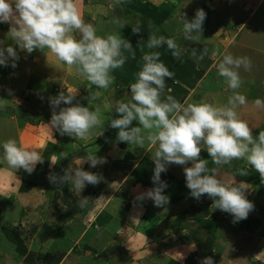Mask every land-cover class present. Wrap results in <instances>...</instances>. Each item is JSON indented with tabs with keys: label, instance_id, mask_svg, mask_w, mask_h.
I'll return each instance as SVG.
<instances>
[{
	"label": "crops",
	"instance_id": "0c3cea01",
	"mask_svg": "<svg viewBox=\"0 0 264 264\" xmlns=\"http://www.w3.org/2000/svg\"><path fill=\"white\" fill-rule=\"evenodd\" d=\"M87 1L91 2V6H93L95 10L94 13H91L90 17H87V19H91L92 16V25L95 23L96 26H99L93 20L95 16H97L98 20L101 14L103 15L105 12H108L110 17L111 22H108L106 34H104V32L98 35L101 37H106V35L111 34V31L117 29L115 25L119 19L116 17L118 15L116 13L120 12L124 15L128 12L127 3L124 4V0H121L120 3H117L115 0ZM104 1L109 5L111 2L115 3L111 4V7L106 8L103 6ZM135 2L140 3L139 0H135ZM154 2L157 4L161 3L160 5L162 6L170 5L172 8H175V15H168L167 19V17L164 16L165 11L163 8L162 11H160L162 16L157 19V22L155 21V24L153 23L151 28H143L144 38L148 37L149 30H154L155 28L158 37L164 36L166 38H173L180 48L183 49L180 59L173 57L166 44L156 50V52L161 54L160 60L174 73L172 79L166 78V85L168 88H171L172 91L168 93L166 89L162 99H165L167 95H172L182 104L186 101L189 104L207 102L215 106H224L227 104L228 99L234 95V92L228 88L224 78L218 74L217 67L215 66L219 64L225 54H231L235 57H248L252 62V68L250 71H245L243 68L239 70L242 84L241 87L236 90L246 97L247 103L244 106H240L237 111L239 116L246 120L253 129L254 138H258L259 132L264 131V109L255 108L254 101L258 98L264 100V77H262L263 80H256L255 77L258 76L253 75L252 69L258 71V65L264 64V48L260 47L255 39H260V35L258 34L259 30L262 29L264 31V0H154ZM116 3L117 5H115ZM123 5L125 8L122 10L121 6ZM198 9H203L207 14L206 20L202 26V32L194 33V35H199L198 40H186L184 38L181 18L186 15L187 19L191 21L195 17ZM176 15L178 16L177 19L181 21L182 28L181 24L179 25L176 21ZM229 17L233 18L228 20L227 18ZM159 19L162 21L161 24ZM169 20H171V22H169ZM114 21L115 23H113ZM170 23L171 28L175 26L172 31L169 27V29L167 28V25ZM0 25H2V23H0ZM9 27H11L10 24ZM1 28L2 27H0V48L6 49L12 46L16 49L19 56V59L15 61L17 65L15 68L11 66L13 63L11 59L8 61V66L0 65V100H4V106L6 101L15 103V106L19 104V108H23L26 105L31 106L36 98L40 97L43 99V97L40 96L41 94L51 91V89H49L50 86L56 87L58 85H63L67 89L75 82L77 83L82 79H86L80 76L75 68L69 67L60 61L59 58L48 49H45L44 52L37 49L29 54L15 45L13 40L9 39L11 41L7 42L9 41L7 40L9 35ZM121 30L115 34L125 37L126 34H122ZM171 32H173V34ZM262 34L261 37L264 38V32H262ZM74 36L79 39L80 33L75 32ZM131 39L137 44L140 43L139 40L136 41L134 38ZM193 48L198 50L197 57H193L192 55L191 50ZM204 48L208 49V53L201 61L198 59V56L199 52H202ZM213 52H217V55L213 56ZM124 54L128 57L126 61L130 63V56L127 55L126 52H124ZM5 55H7V53H5ZM33 57H35L32 61L34 65H31L30 60ZM38 59H44L47 62L43 67H36ZM141 70L142 68H139V71ZM114 73L115 72H113L112 76H114L115 81L118 82V76ZM137 74H135L136 78ZM70 79H73L74 83L72 81L70 82ZM37 81L44 82L43 86L45 85L46 88L43 90H37L35 87L32 88V85H34L33 83H37ZM46 85H48V87ZM7 99H10V101ZM47 112L49 113V111ZM46 115L47 114L44 116ZM16 117V114L15 117L9 118L7 115L3 117L1 114L0 122L9 120L15 124L18 130V135L16 136L17 141H19L20 145L24 146V137L21 129L22 125L20 120ZM137 126H140L138 121L136 123V127ZM145 143L146 145H144V148L149 149V143L147 141ZM31 144L26 148L43 150V147H31ZM156 147L157 146H153V149ZM82 150L83 149H77L75 153L78 155L80 153L82 154ZM152 152L153 150L149 149V153H147L146 156L154 161L151 155ZM130 155V161L132 160L134 165L138 166L141 159H138L137 153L130 151ZM200 158L203 159L204 157L201 156ZM208 162L212 164L211 167H216L210 159ZM243 162L244 160L241 159L235 160L234 163L223 165L219 169V175L221 177L224 175L223 178L228 181L227 175L230 174L232 170H237L238 173V170L241 169L240 165H243ZM173 167L174 165H169L167 170L176 178L185 180V172L181 173L179 171H174L172 170ZM247 167L252 171L254 170L249 166H246V168ZM179 173L182 174V177H178ZM0 178L4 179L5 177L0 174ZM239 183H245L248 187L247 191L252 190V193L247 194V198L251 197L253 199L255 197L253 191L256 190V187L254 188V185L251 183L239 182L238 180L235 181V185ZM131 185H134V188L137 187L140 195L152 189L143 185L141 187V184L133 182ZM107 188L108 187H106V189ZM33 192H35V190L28 193H18L17 195L22 196L21 201L15 202L14 198L13 205L8 204L7 207L11 205L14 210L16 207L26 212V208L24 209L22 205V202L26 201L31 208L32 206L40 205V207L43 206V209L49 210L47 199H35V197H30V194H33ZM14 193L15 189L11 192L9 198L11 196L14 197ZM3 200L4 198L0 197V201ZM38 201L41 203H37ZM53 201L52 203L55 205V200ZM184 201L186 202L183 203ZM213 203L214 200L205 194L199 200L189 195L177 204L170 201L162 207H156L154 202L147 198L142 201L130 198V200L122 204H115L110 208V213H108L110 215L107 216L108 221L110 222L116 217L112 216L113 213L116 212L120 217L119 220L121 221L122 227L118 229L117 233L112 235L108 234L109 239H113V242L108 245L109 248L107 250H103V247H98L100 245L102 246L99 234L102 235L103 229L107 226L102 223V229L99 230L101 232H93L92 229L97 219L104 218L102 213L105 212V209L101 210L96 207L95 210H99V213H96L93 217L94 219L92 218L94 214L90 215L91 217L87 219L86 211L75 214L76 217L74 220H76V226H73L74 221L72 218L62 220L61 213L54 214L51 212L49 213L50 215H47L48 218L46 216L44 219L43 217H37V221L35 217L29 213L28 218L31 221L34 219L33 230L36 233H41V236L44 234L46 236L47 226L49 225H59V228L54 226L56 231L51 234V238L53 236L56 237L57 233H59V235L57 234L59 238H66V235L73 232L72 230L76 228L77 232H75L76 234L73 236L76 237V239L73 240L72 236L68 235L67 237H69V240L63 245L62 250L55 251V253H62L61 261L58 264H169L171 261L178 264H201L206 257H212L214 264H258V262H260L259 264H264L259 261L258 258L248 259L247 263V257L245 255L248 254V251L245 249L249 246V248H259L258 250L261 248V251H263L261 256L264 257V235L261 234L262 237L256 235V231L259 230L257 228L259 222H262L260 228L264 230V214H259V211H253L252 214L251 211L246 220L233 223V216L229 213L212 208ZM91 204L94 205V203ZM181 205L185 208L184 211L182 210V212L176 213L177 208ZM187 205L194 214L190 216L185 215ZM57 206L60 205L57 203ZM118 207H121L122 212L119 211L120 208ZM142 210L144 213L145 210L147 211L144 219L138 215L140 211L143 213ZM133 212H136V215H131ZM200 213L204 214V220L196 218V215ZM101 214L103 217H99ZM215 215L218 218L217 222L214 221ZM13 217L14 219L12 221H8L10 218H8L7 215H4V217L2 215L1 220L6 219L5 226L22 241V246H24L23 249L26 253H24L25 256H22L24 260L20 261V264H28V258L32 256L35 258L32 252L35 250V246L24 243V237L27 236L25 230L15 229V215ZM127 217H129L128 220ZM134 220L136 221L134 222ZM86 221H92L89 226L91 228H86ZM9 223H13V227L9 226ZM127 223L129 224L126 225ZM0 231L2 245L4 243V245L11 246V249L5 250L0 245V264H19L15 262L16 254L19 252L17 245L15 242L8 239L6 233L2 230ZM251 235L253 238L250 237ZM5 239H7L8 242ZM134 239L136 240V244L127 245L128 241L131 242ZM251 240L256 246L250 243ZM84 241H86V243H84ZM148 243H151L154 247ZM73 251L72 257L70 256L67 258L69 253ZM6 252L8 253L6 254ZM4 255L6 256L4 257ZM259 258L263 259L262 257ZM37 262L38 264H42L39 260H37Z\"/></svg>",
	"mask_w": 264,
	"mask_h": 264
},
{
	"label": "clouds",
	"instance_id": "9594fccd",
	"mask_svg": "<svg viewBox=\"0 0 264 264\" xmlns=\"http://www.w3.org/2000/svg\"><path fill=\"white\" fill-rule=\"evenodd\" d=\"M80 2L81 0H0V23L11 25L9 34L22 51L31 54L37 49L42 52L48 49L67 66L75 68L80 76L97 89L106 90L115 82L112 71L122 68L128 59L124 52H130L133 59L135 52L132 44L119 34L98 36L96 28L83 19ZM116 2L120 3L121 0ZM206 15L203 9H198L191 21L186 15L181 18L186 40L199 39V35L194 33L202 32ZM75 32L80 33L79 39L74 36ZM133 32L140 33L141 26L134 27ZM165 44L173 57L180 59L183 49L173 38L158 37L150 32L146 47L154 49ZM191 52L193 57H197V49L193 48ZM207 53L208 49L204 48L199 52L198 59L202 61ZM160 55L159 52L143 55L142 70L138 72L136 82L130 85L131 100L127 103L119 102L116 106L115 111L120 118H109L110 126L119 129L118 141L135 144L140 148L144 147L146 141L157 146L153 154L155 168L152 177L156 187L136 199H151L156 207L168 204L170 198L163 194L167 184L161 181V173L166 172L169 165H187L191 162V167L184 168L186 187L191 196L199 200L206 194L214 200L212 208L231 214L233 223L246 220L254 210V204L246 197L247 185L239 183L238 186H233L219 175V169L233 160L243 159L260 174L264 182V131L259 132L258 138H254L253 129L237 111L247 103L246 97L236 91L242 84L239 70H251L250 58L223 55L215 67L234 95L226 105L215 106L207 102L189 104L185 101L182 104L172 95L162 99L166 89L168 93L172 91L166 85V78L172 79L174 73L160 60ZM215 55L217 52H213V56ZM9 59L13 61L11 66L15 68V61L19 59L16 49L12 46L0 48V65L8 66ZM99 96V91L90 92L89 104ZM75 99L76 93L71 90L67 95L61 92L58 96L50 97L52 116L50 124H45L44 127L51 131L54 128L62 136L87 141L95 128L104 127L101 109L97 107L93 111L79 103L73 104ZM3 102L4 100H0V107L4 106ZM61 104L71 106L60 107ZM254 106L264 109V100L256 99ZM133 121H138L140 126L130 127ZM2 147L3 160L9 168L24 169L32 174L37 164L44 163L40 150L28 149L15 139L5 141ZM205 147L216 167L209 168L208 160L200 158ZM59 156L66 157V153L62 152ZM49 159L55 165L57 155H52ZM85 162H90L91 167L95 168L107 161L89 150ZM238 173L240 176L248 175L245 169H239ZM48 179L50 183L58 185L71 184L79 194L86 184L97 185L100 182L97 174L80 167L74 172L66 170L62 177L50 173ZM87 203L88 199L82 198L79 207L83 209ZM201 264H214V260L206 257Z\"/></svg>",
	"mask_w": 264,
	"mask_h": 264
},
{
	"label": "rangeland",
	"instance_id": "374dc122",
	"mask_svg": "<svg viewBox=\"0 0 264 264\" xmlns=\"http://www.w3.org/2000/svg\"><path fill=\"white\" fill-rule=\"evenodd\" d=\"M139 1L140 3H136L135 0L123 1L124 4L127 3L128 12H126L124 15L120 12L116 13L118 14L116 17H118L119 19L117 20L118 22L115 25L117 29L111 31V34H115L116 32L122 29L121 33L126 35L125 37L122 36L120 37L122 39L126 38L125 40H128L132 44L133 51L135 52V58L133 59L131 53L125 51L127 55L130 56V60H129L130 63L126 61V63L122 68L114 69L112 71L111 75L113 74V72H115L114 74L118 76L117 78L118 82L115 81L114 82L115 84L113 83L112 85L109 86L108 89L103 90V89H97L95 85L91 84L89 81L87 82V79H82L80 82L77 83L76 82L74 83L73 79H70V82L72 81L74 83L73 85L70 86V88L66 89V87L63 85H58L56 87L50 86L49 89H51V91L50 92L47 91L41 94L40 96H42L43 99H41L40 97L36 98V100L32 103L31 106L26 105L23 108H19L20 106L19 104L15 106V103H12L10 99H7L10 102L6 101L5 106L0 107V115L2 114L3 117H5V115H7L8 118L15 117L16 114L17 116L16 118L20 120L22 125L21 129L24 137V147H27L31 143H33L31 144V147L34 146L43 147V150L40 152L44 158V163L37 164L35 168L36 171H34L32 174H28L24 169L16 170L9 168L7 163L3 160L2 145L5 141L9 139H15L17 141L16 136L18 135L17 133L18 130L15 124H13L9 120H4V122H0V174L5 177L4 179L0 178V181L2 180L0 182L1 185L0 197L4 198L3 201H0V230H2L4 233H6L5 229L9 230L8 227L5 226L6 219L1 220L2 215L3 217L4 215H7L8 218H10L8 221L10 220L12 221L14 219L13 216L15 215V226H14L15 229L16 230L23 229L25 230V233L27 235L24 237L25 240L24 243H27V245L35 246L34 248L35 250L33 251L31 250L35 258H33V256L31 258H28L27 260L28 264H38L37 260H39V262L42 264H58L61 261L60 259L62 257V253H55V251L62 250L63 245L66 243V241L69 240L68 239L69 237H67L68 235H71L73 240L76 239V237L73 236H75L76 234L75 232H77L76 228H74V230H72L73 232L66 235V238L65 237L59 238L58 237L59 233H57L58 235L56 234V237L53 236L51 238V234L56 231L54 226L59 228V225H54V226L49 225L47 226L48 227L46 232L47 237L45 236V234L41 236V233H36L33 230L34 219L31 221L28 218L29 213H31L32 216L35 217L36 221L38 220L36 219L37 217H43L44 219L45 216L47 217V215L51 212H53L54 214L61 213L62 220L72 218L74 221L73 226H76L77 223L76 220H74L76 217L75 214L77 213L79 214L81 212L86 211L85 213L87 214V219H88L91 217L90 215L94 214L92 216L93 218L96 215V213H99V210L97 211L95 210L96 207H98L101 210L105 209V212L102 213L104 215V218L97 219V221H95L96 225L94 224L92 226V229L93 232L101 230L102 223L103 225L107 226L105 229H103V234H102L103 236L99 234L100 236L99 239L102 242V246L101 245L98 246V247H103V250H107L109 248L108 245H110V243L113 242L112 241L113 239H109L108 234L109 235L115 234L118 232V229L122 227L120 223L121 221L119 220L120 217L116 214V212H114L112 215L113 217L114 216L116 217L112 219V221L110 222L108 221L107 216L110 215L108 214L110 213V208H112L115 204H122L125 201L130 200V198L136 199V197L140 195L137 190V187L134 188V185H131L132 182H134L135 180V179L133 180L134 177L131 175V173L137 166L134 165L132 160L130 161L131 158L130 151L137 153L138 159L142 160L143 158H147L146 155L147 153H149V149L153 150L151 154L153 156L156 148L153 149L154 145H151L149 143L150 145L149 149L148 148L145 149L144 147L142 149L141 148L139 149V147L135 144L130 145L126 142L118 141L117 136L119 129L112 128L110 126V123H111V119L120 118L119 114L115 111V108L118 105V103L119 102L127 103L131 100L130 84L136 81L137 78L135 77V74H137L139 68H142L143 66V60H142L143 55L148 52H156L157 50V48L148 49L146 47L147 38H149L150 32L158 36L157 31H155V28L154 30L152 29L149 30L148 37L144 38L143 28H148L150 23L151 25L153 23L155 24V21L157 22V19L162 16V14H160L161 13L160 11H162L163 8L165 11L164 14L165 17H167L168 15L171 16V14L175 15L176 9L172 8L170 5L162 6L160 5L161 3L157 4L154 2V0H139ZM113 3L115 2H111L109 5L104 1L103 6L109 8ZM115 5H117V3ZM80 8L85 22L92 24L91 22L92 16L91 19H87V17H90L91 13H94L95 11L93 6H91V2H88L87 0L85 1L81 0ZM121 8L123 10V8H125L124 5L121 6ZM177 17L178 16L176 15V21L180 25L181 21H179ZM230 18L233 17H229L227 19L231 20ZM93 20L99 25L96 26L95 23L93 24V26L96 28V34L99 35L100 33L103 34L104 32H105L104 34H106L107 31L106 27L108 26V22L110 21L108 12H105L103 15L101 14L98 20H97V16H95ZM161 22L162 21L160 20V24ZM169 22H171V20H169ZM113 23H115V21ZM137 25L141 26L140 33L133 32V28L136 27ZM0 27H2L1 29H3L6 33H8L9 36L7 37L8 38L7 40L9 39L13 40L11 35L9 34L10 31L9 24L2 23ZM168 27L172 31V29L175 26L171 28V23H170L169 25H167V28ZM181 28H182V24H181ZM262 32H264L262 29L259 30L258 34L260 35V39L258 38L255 39L257 40L256 43H259V46L264 48V40H263L264 38L261 37L263 35ZM171 33L173 34V32ZM130 37L134 38L136 41L139 40L140 43L137 44L136 42H133V39H131ZM11 40L7 42H10ZM34 59L35 57H33L31 60L29 58L31 65H34L32 62ZM46 62L47 61L44 59H38L36 67L38 66L43 67V65ZM258 67L259 70L255 71L252 69V73L254 76H258L255 77V79L260 81L263 80L262 77H264V64H259ZM33 84L34 85H32V88L35 87L37 88V90L39 89L43 90L44 88H46L45 85L43 86L44 82L37 81V83H33ZM46 86L48 87V85ZM69 90L76 93V99L73 101V104L79 103L81 106L89 107L90 110L93 111L97 107L101 109L100 116L103 120L104 127L95 128L93 130L92 136L87 141L77 140L76 138L70 137L68 135L62 136L56 129L53 128L51 131V129L44 127L45 124H50L51 116H52V107L50 106L49 98L58 96L61 92H64L67 95V92ZM96 91L100 92L99 98L93 101L92 104H89L90 92H96ZM69 106L71 105L61 104L60 107H69ZM47 111H49L50 114ZM57 112H59V109H57ZM45 114L47 115L44 116ZM136 123L137 121H133L130 127H136ZM17 143L19 144V141H17ZM77 149L80 150L83 149L82 154L81 153L79 155L76 154L75 152ZM89 150H91L93 153H96L97 157H104L107 162L102 165H98L95 168L91 167L90 162L84 163ZM62 152L66 153V157L59 156V154ZM52 155H57V161L55 165H53L49 159V157ZM201 156L204 157L203 159H207L208 161L209 159L211 160V157L206 151V147L202 150ZM77 161H79L80 163L78 164ZM234 161L235 160H233L231 163H234ZM173 165L174 167L172 168V170L177 172L179 171L181 173L184 172L185 167L192 166L191 162L187 165L172 164V166ZM246 166L252 168L250 165L247 164L246 160H244L243 165H240L241 169H245L248 172V175H246L248 177L256 176L257 177L256 182L245 180L244 178H242L244 176H240L239 173H237V170L234 171L232 170V172L227 175V179L230 183H232V185L234 184L233 186H237V184L235 185L236 180H238L239 182L242 181L253 184L254 188L256 187V190L253 191V195L255 197L253 199L251 197H248L247 199L249 201H251L252 199V202L254 204V210H252V214L253 211H259L258 213L263 215L264 214V182H262L260 174L258 172H256L255 170L252 171L248 169V167L246 168ZM78 167H80L84 171L97 174L100 177V182L97 185L86 184L85 188L80 194L74 190L71 184L66 183V184L58 185L49 182L48 177L50 173L62 177L65 174L66 170L74 172ZM209 168H212L211 165L209 166ZM181 173H179V176L178 175L177 176L182 177ZM223 176L224 175H222V177ZM184 182L186 184V181ZM140 186L142 187V185ZM106 187L108 188L106 189ZM14 189H15L14 197L11 196L9 198L11 192L14 191ZM34 190L35 192H33V194H30V197L32 198L35 197V199L46 198L49 203L47 204V206H49L48 208L50 211L48 209H43V206L40 207V205L32 206L31 208V206L26 201H23L22 205L24 209L26 208L28 212L27 211L24 212V210H21V208H16V207L14 210L13 206L11 205L10 207H7L8 204L13 205L14 198H15V202L21 201L22 196L17 195L18 193L21 194L28 193ZM250 193H252V190L246 192V197L247 194ZM82 198L88 199V203L83 209L79 207V201ZM53 200H55V205L52 203ZM185 202L186 201H184L183 203ZM37 203L40 204L41 202L38 201ZM57 203L60 206H57ZM91 203H94V205ZM183 205L177 208L176 213H180L182 212V210L184 211L185 208L183 207ZM188 205L185 215L190 216L194 213L190 211L191 209L188 207ZM118 208H120L119 211L122 212L121 207ZM146 213H147L146 210L145 213L144 211L143 213L140 211V214L138 215H140V217L144 219L146 217L145 215ZM102 214L99 217H103ZM131 215H136V212H133ZM203 215L204 214L202 213L197 214L196 218L200 220H204ZM129 217H127V220ZM214 221L215 222L218 221L216 215L214 216ZM85 223H86V228H88L92 223V221L89 222L86 221ZM261 223L262 222H259L257 227L259 230L256 231L257 233L256 235L260 237L264 235V230L260 228ZM128 224L129 223H127L126 225ZM9 226L13 227V223L12 224L9 223ZM252 235L250 236L251 238H253ZM118 239L122 240L121 238ZM5 240L7 241V239ZM84 243H86V241H84ZM250 243L254 245V243H252V240ZM134 244H136L135 239L131 242L130 241L127 242V245H134ZM148 244L152 246L151 243ZM0 245L5 250L11 249L10 245H4V243L2 245L1 238H0ZM247 247L248 248L245 249L246 251H248V254H245L247 257V259L245 258L247 260V263H248V259H252V258H258L259 261L264 263V257L261 256L263 252L261 251V248L260 250H258L259 248L254 249V248H249V246ZM17 248L19 252H17L16 254L17 256L15 257V262H18L20 264V261L24 260L22 256L25 255L23 253H20L22 247L18 246ZM7 253L8 252H6V254ZM73 253L74 251L69 253L67 258L73 255ZM5 256L6 255H4V257ZM259 257H262L263 259H260ZM259 263L260 262H258V264ZM169 264H178V263L171 261Z\"/></svg>",
	"mask_w": 264,
	"mask_h": 264
},
{
	"label": "trees",
	"instance_id": "16d2710c",
	"mask_svg": "<svg viewBox=\"0 0 264 264\" xmlns=\"http://www.w3.org/2000/svg\"><path fill=\"white\" fill-rule=\"evenodd\" d=\"M131 156V155H130ZM212 165L209 163L208 166ZM154 168L155 163L150 158H143L139 165L133 170L131 175L134 177L133 183L141 184L145 187L154 188L156 185L153 184L152 177L154 175ZM245 180H249L251 182H256V176H244L242 177ZM161 181L166 182L167 188L164 190V195L168 196L170 198V201L174 204H177L183 198L186 196L191 195L190 190L186 187L185 180H180L176 178L174 175H172L168 170L164 173H161L160 177ZM6 230V235L9 240L15 242V244L20 247L21 253H26V251L23 249L24 246H22V241L18 238V236L14 235L11 231ZM8 233V234H7Z\"/></svg>",
	"mask_w": 264,
	"mask_h": 264
}]
</instances>
